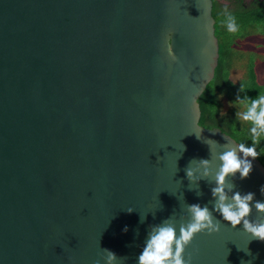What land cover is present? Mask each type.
<instances>
[{"label": "water", "instance_id": "95a60500", "mask_svg": "<svg viewBox=\"0 0 264 264\" xmlns=\"http://www.w3.org/2000/svg\"><path fill=\"white\" fill-rule=\"evenodd\" d=\"M211 12L212 0H0V264H106L102 249L137 264L151 225L212 210V141L240 143L198 122L219 56ZM192 159L212 161L199 185ZM252 164L226 181L264 201ZM213 215L219 231L196 234L185 259L264 264V241Z\"/></svg>", "mask_w": 264, "mask_h": 264}, {"label": "clouds", "instance_id": "9594fccd", "mask_svg": "<svg viewBox=\"0 0 264 264\" xmlns=\"http://www.w3.org/2000/svg\"><path fill=\"white\" fill-rule=\"evenodd\" d=\"M226 24L230 32L237 31L238 25L233 16L227 17ZM169 54L175 59L171 52ZM241 103L246 106L241 118L252 125L250 131L253 146L240 143L233 147L229 143L221 145L212 141L223 149L215 156L219 166L215 171V186L211 188V195L214 198L212 210L210 211L207 205L201 207L199 204H191L186 208L189 217L186 222L184 217L176 220L170 216L159 224L151 225L144 247L137 258V264H191V256L185 259L184 252L193 237L201 232L212 234L219 231L220 221L216 219L213 212H218L233 229L242 223L243 230L250 234L252 239L264 241V220L248 219L253 208L258 213L264 214V201L254 200L255 194L251 192L241 194L239 191H233L235 185L226 181L227 177H235L237 173L240 179L249 176L253 169L252 161L258 156L255 144L264 137V94L251 99L250 102L242 100ZM207 145L211 154V146ZM192 164H195V167H189ZM185 174L189 184L199 185L200 180L207 179L213 174L212 161L192 159L185 168ZM260 191L264 194V186H261ZM127 211L132 212L133 209ZM145 217H140L141 223ZM124 231H127V227ZM102 252V258L106 259V264H114L117 259L115 253L108 249H102ZM95 264H100V261H95Z\"/></svg>", "mask_w": 264, "mask_h": 264}, {"label": "trees", "instance_id": "16d2710c", "mask_svg": "<svg viewBox=\"0 0 264 264\" xmlns=\"http://www.w3.org/2000/svg\"><path fill=\"white\" fill-rule=\"evenodd\" d=\"M212 0L214 34L218 40V62L212 79L197 98L200 107L199 124L220 127L239 143L253 146L251 123L244 121L240 112L246 110L242 100L257 98L264 94V0ZM231 15L238 25L230 32L226 19ZM247 52L250 56L242 55ZM241 57L244 59L248 77L242 74L232 77L231 71ZM223 100L232 107L223 108ZM257 159L264 166V137L255 144Z\"/></svg>", "mask_w": 264, "mask_h": 264}, {"label": "rangeland", "instance_id": "374dc122", "mask_svg": "<svg viewBox=\"0 0 264 264\" xmlns=\"http://www.w3.org/2000/svg\"><path fill=\"white\" fill-rule=\"evenodd\" d=\"M220 1H222L223 3H226L224 0H220ZM241 56L248 58V56L250 55L247 52H243ZM243 61L244 59L241 57L240 62H242L243 65L241 63H237L236 66H234V69L231 71L232 77H239L242 74V69H243V75H245V78L248 77V71L246 68V64ZM228 107H232L230 101L223 100V108L227 109ZM239 112L241 116L242 112L241 111Z\"/></svg>", "mask_w": 264, "mask_h": 264}, {"label": "flooded vegetation", "instance_id": "af4514ba", "mask_svg": "<svg viewBox=\"0 0 264 264\" xmlns=\"http://www.w3.org/2000/svg\"><path fill=\"white\" fill-rule=\"evenodd\" d=\"M225 2H229L230 3V1H227V0H224ZM243 1H246V2H248V1H253V0H243Z\"/></svg>", "mask_w": 264, "mask_h": 264}]
</instances>
